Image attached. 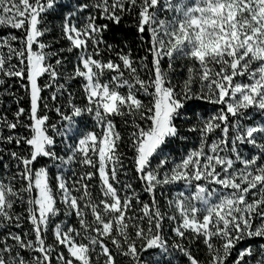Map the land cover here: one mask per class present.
Listing matches in <instances>:
<instances>
[{
  "label": "snow or ice",
  "instance_id": "obj_1",
  "mask_svg": "<svg viewBox=\"0 0 264 264\" xmlns=\"http://www.w3.org/2000/svg\"><path fill=\"white\" fill-rule=\"evenodd\" d=\"M5 95L0 264H264V0H0Z\"/></svg>",
  "mask_w": 264,
  "mask_h": 264
},
{
  "label": "trees",
  "instance_id": "obj_2",
  "mask_svg": "<svg viewBox=\"0 0 264 264\" xmlns=\"http://www.w3.org/2000/svg\"><path fill=\"white\" fill-rule=\"evenodd\" d=\"M161 18L166 16L170 17L171 13L161 11L160 12ZM105 39L118 47H123L125 43L127 47L131 49L133 55H144L143 49L140 48V41L137 39V32L135 27L133 26V20L125 15V17L120 21V23H111L110 24V31L105 33ZM186 63L185 61H177V67L175 69V73L173 75L179 76L183 75L186 72V69L183 67V64ZM167 66L165 65V68ZM2 100V104H0V112H3V109L8 108L9 104L11 103V98L7 95L0 97ZM21 104L27 107L26 101H21ZM12 107H15V104H12ZM10 115V113H9ZM147 198V197H146Z\"/></svg>",
  "mask_w": 264,
  "mask_h": 264
}]
</instances>
